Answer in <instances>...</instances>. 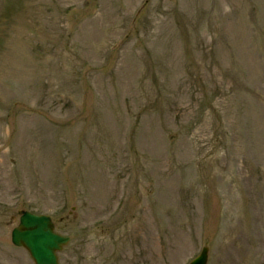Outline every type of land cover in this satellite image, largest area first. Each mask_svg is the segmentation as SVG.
I'll list each match as a JSON object with an SVG mask.
<instances>
[{"label":"rangeland","instance_id":"obj_1","mask_svg":"<svg viewBox=\"0 0 264 264\" xmlns=\"http://www.w3.org/2000/svg\"><path fill=\"white\" fill-rule=\"evenodd\" d=\"M20 210L61 264H264V0H0V264Z\"/></svg>","mask_w":264,"mask_h":264},{"label":"water","instance_id":"obj_2","mask_svg":"<svg viewBox=\"0 0 264 264\" xmlns=\"http://www.w3.org/2000/svg\"><path fill=\"white\" fill-rule=\"evenodd\" d=\"M20 225L12 232V242L26 248L35 264H60L58 252L66 246L70 238L54 230L51 218L46 215H36L21 212ZM208 249L191 264H207Z\"/></svg>","mask_w":264,"mask_h":264}]
</instances>
